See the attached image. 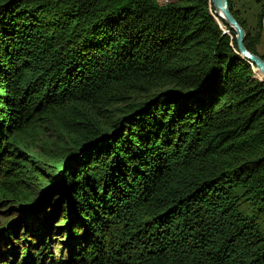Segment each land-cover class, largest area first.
Wrapping results in <instances>:
<instances>
[{
  "label": "trees",
  "instance_id": "16d2710c",
  "mask_svg": "<svg viewBox=\"0 0 264 264\" xmlns=\"http://www.w3.org/2000/svg\"><path fill=\"white\" fill-rule=\"evenodd\" d=\"M255 1L252 29L228 7L264 59ZM218 21L211 0H0V264H264V77Z\"/></svg>",
  "mask_w": 264,
  "mask_h": 264
},
{
  "label": "rangeland",
  "instance_id": "374dc122",
  "mask_svg": "<svg viewBox=\"0 0 264 264\" xmlns=\"http://www.w3.org/2000/svg\"><path fill=\"white\" fill-rule=\"evenodd\" d=\"M157 1L160 2V3H164L165 2V0H157ZM251 2H252V0H251ZM247 4H249L247 0H232L233 8L238 11V13H239V15H240V17L242 19L244 18V20L246 21V25L249 27V29L250 28L252 29L254 24H255V21H256V15L255 14H256L258 8L249 7ZM250 5H251V3H250ZM218 23L221 25L222 28H224V22L220 23L218 21ZM258 50L260 52L264 51V31H263L262 38L260 40V44H259ZM45 136H47L49 140H53V139L56 138V136L50 130H47L45 132ZM55 220L57 221V219H55ZM0 221H2L1 220V216H0ZM56 221H55V223H56ZM53 233H55V235H54L55 238H54V240H52V242L49 245L50 246L49 251L52 252V255L54 257H56V258H58V255H59L58 251L59 250L61 251L62 254L66 255L67 248H68L67 242L64 241V239H59L58 238L59 234L56 231L53 232ZM57 240L59 242H57ZM57 243H58V245H56ZM21 259H22V257H21ZM3 261H4V259H3ZM5 261H7V264H22V262L20 261V257L18 255L15 256L14 253H13V255H11L10 258H6ZM45 264H46V262H45ZM144 264H156V263L147 262V263H144Z\"/></svg>",
  "mask_w": 264,
  "mask_h": 264
},
{
  "label": "water",
  "instance_id": "95a60500",
  "mask_svg": "<svg viewBox=\"0 0 264 264\" xmlns=\"http://www.w3.org/2000/svg\"><path fill=\"white\" fill-rule=\"evenodd\" d=\"M211 2L214 6L215 14L217 13V11H219L222 14L221 18L224 20V22L235 31L236 45L240 54L244 56L254 67L255 73L259 72V74L264 77V59L260 55L250 52L245 47L243 42L245 32L239 22L231 13L228 7V0H211Z\"/></svg>",
  "mask_w": 264,
  "mask_h": 264
},
{
  "label": "crops",
  "instance_id": "0c3cea01",
  "mask_svg": "<svg viewBox=\"0 0 264 264\" xmlns=\"http://www.w3.org/2000/svg\"><path fill=\"white\" fill-rule=\"evenodd\" d=\"M247 1L249 3V4H247L249 7H253V8L256 7V8H258V10L260 9L259 3H257L255 0H252V2H251V0H247ZM250 3H251V5H250Z\"/></svg>",
  "mask_w": 264,
  "mask_h": 264
},
{
  "label": "bare ground",
  "instance_id": "6f19581e",
  "mask_svg": "<svg viewBox=\"0 0 264 264\" xmlns=\"http://www.w3.org/2000/svg\"><path fill=\"white\" fill-rule=\"evenodd\" d=\"M216 15L221 21L224 22V20L221 18L222 14L219 11H217Z\"/></svg>",
  "mask_w": 264,
  "mask_h": 264
},
{
  "label": "built area",
  "instance_id": "2783aa9c",
  "mask_svg": "<svg viewBox=\"0 0 264 264\" xmlns=\"http://www.w3.org/2000/svg\"><path fill=\"white\" fill-rule=\"evenodd\" d=\"M167 0H165V2H166Z\"/></svg>",
  "mask_w": 264,
  "mask_h": 264
}]
</instances>
